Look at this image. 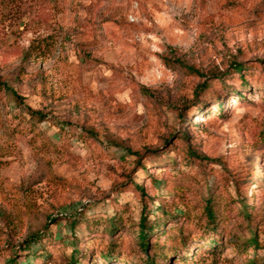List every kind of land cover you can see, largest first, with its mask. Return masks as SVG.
<instances>
[{"label": "rangeland", "instance_id": "374dc122", "mask_svg": "<svg viewBox=\"0 0 264 264\" xmlns=\"http://www.w3.org/2000/svg\"><path fill=\"white\" fill-rule=\"evenodd\" d=\"M0 83V264L264 263V0H0Z\"/></svg>", "mask_w": 264, "mask_h": 264}, {"label": "trees", "instance_id": "16d2710c", "mask_svg": "<svg viewBox=\"0 0 264 264\" xmlns=\"http://www.w3.org/2000/svg\"><path fill=\"white\" fill-rule=\"evenodd\" d=\"M263 63V62H262ZM187 69L191 70L194 74L198 75V76H202V74L200 72H198L197 70H195L192 67H188ZM231 70L234 72V74H238L239 78H241V74H242V70H243V65L241 63H234L231 66ZM242 86H245V83L243 82V84H241ZM0 88L2 90L5 91V93L14 101H21V97L18 96L15 91L8 86L7 84L4 83H0ZM208 88V83L204 82L200 87H198V90H196L195 92V96L198 94V92H205ZM240 95L237 94V98H239ZM200 103H204L199 101H196V104H200ZM196 104H194L191 107H194ZM219 106L222 105V102H220L218 104ZM28 114L30 116H32L34 119L37 120V122H42L44 121V115L39 112V111H33V110H28ZM179 116L181 115V113L178 114ZM92 135V133H90ZM189 154L193 157H195L196 159L199 160H203L204 158L202 156H199L198 154H196V152H194L193 150L189 151ZM136 157H138V154H134ZM138 163V158L136 159V164ZM135 188H137L138 190L141 191V188H139V186L135 185ZM216 202L214 200H210V198H206L204 200L203 205L201 206V213L200 215L203 217V219L206 220L207 224L212 225L215 223V218L218 217L217 213H218V209L216 208ZM156 210L160 211V208L157 207L155 208ZM146 208L145 206L142 207L141 212H140V216H139V221H138V229H137V233H136V247L139 251L140 254L144 255L143 258H141V263L140 264H156L155 263V258H161L163 256H167L166 252L167 250L164 251V246H160L157 242L151 243V246H149V238L152 237L153 235H155V231L158 232V228L159 225L161 224L160 220H158L157 218H153V220H150L149 218V213L145 211ZM161 214H164V212H161ZM246 217L247 214H245ZM252 215V213H251ZM253 216V215H252ZM84 217V218H83ZM82 218H80L79 220L83 221L84 223L87 224V218L86 216H83ZM71 224H73L75 226V222L76 220L74 218H67ZM112 219V218H110ZM251 219H255V216L252 217ZM53 218H49L47 220V224L45 226H47L50 223H54L53 222ZM101 220H94L91 222V225H98ZM116 221L117 218H113L112 221H110L108 224L105 225V230L109 235H112L115 231H117V225H116ZM259 222H261L259 225H263V221H264V217L261 216V218L258 220ZM258 224V222H257ZM88 226V224H87ZM79 241H77V239H75V243H77ZM184 242V241H183ZM113 245V244H112ZM254 246V248L258 247V242H257V237H256V233L254 231L251 232L250 237L248 239V244L247 246ZM246 251V250H245ZM84 256V253L79 252V250L77 249V247L75 246L73 248L72 251V255L70 256V264H77L78 260H82V257ZM115 258V256L113 255V249L111 248L110 251H108L106 254H103V260L106 262V264H111V261ZM16 264V262L14 263ZM247 264H261L255 261H249V263ZM264 264V263H263Z\"/></svg>", "mask_w": 264, "mask_h": 264}]
</instances>
